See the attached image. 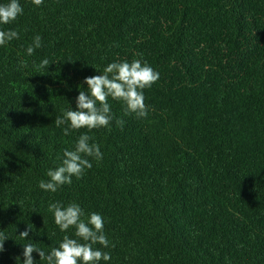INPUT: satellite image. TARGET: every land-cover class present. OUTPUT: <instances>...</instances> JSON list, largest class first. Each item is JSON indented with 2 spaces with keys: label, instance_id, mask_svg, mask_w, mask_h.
<instances>
[{
  "label": "trees",
  "instance_id": "trees-1",
  "mask_svg": "<svg viewBox=\"0 0 264 264\" xmlns=\"http://www.w3.org/2000/svg\"><path fill=\"white\" fill-rule=\"evenodd\" d=\"M19 3L23 14L0 24L20 36L0 46V264H23L28 243L50 253L77 239L55 224L56 202L103 217L110 244L93 247L111 260L99 264H264V0ZM134 59L159 73L143 90L147 117L109 97V127L64 136L54 122L78 110L85 78ZM83 133L103 159L40 189Z\"/></svg>",
  "mask_w": 264,
  "mask_h": 264
},
{
  "label": "clouds",
  "instance_id": "clouds-1",
  "mask_svg": "<svg viewBox=\"0 0 264 264\" xmlns=\"http://www.w3.org/2000/svg\"><path fill=\"white\" fill-rule=\"evenodd\" d=\"M36 6H41L43 0H32ZM23 14V8L19 0H9L6 4H0V24H10ZM16 30H0V46L19 39ZM42 47V38L36 35L32 44L26 49L28 56H32L36 49ZM20 66L28 67L27 61H20ZM49 66V60L43 59L38 69ZM159 80V73L155 71L146 61L134 59L131 62H113L104 68L102 75L85 78L83 84H87V91L81 90L76 98L78 110L69 108L63 117H57L55 125L63 129L64 136H70L74 130L87 128L89 131L97 128H107L112 123L114 116L108 103L109 97L121 101L125 105V114H135L137 118H146L148 107L145 104L143 90L150 88ZM82 89V85H81ZM118 126H123V120H116ZM92 137L87 133L79 135L72 150L65 149L60 166L49 169L48 180H40L39 188L45 192L55 193L64 185H71L75 177L81 179L86 169L93 167L91 160L100 161L103 153L100 146L91 143ZM91 158V160L89 159ZM48 211L54 214L55 224L61 232H67L75 228L77 239L68 235L63 237L58 247H53L50 253H45L34 244L24 245L23 264H35L33 252H37L41 261L47 264H99L101 260H111L108 252L94 248L99 244L108 248L110 241L104 234V219L98 213H91L87 221L81 219L85 215L81 206L75 202L66 206L63 203H50ZM31 228L20 233L22 239L29 237ZM7 237L0 234V253L4 249ZM83 241V243H81ZM112 247H115L113 244ZM17 264L20 258L17 257Z\"/></svg>",
  "mask_w": 264,
  "mask_h": 264
}]
</instances>
